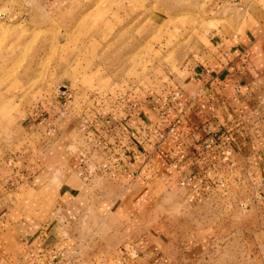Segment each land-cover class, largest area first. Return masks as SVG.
<instances>
[{"label": "crops", "instance_id": "0c3cea01", "mask_svg": "<svg viewBox=\"0 0 264 264\" xmlns=\"http://www.w3.org/2000/svg\"><path fill=\"white\" fill-rule=\"evenodd\" d=\"M234 9L198 34L177 79L125 100L99 93L64 124L37 108L20 115L49 159L16 169L14 190L0 177V264H154L166 242L152 230L166 224L151 218L170 196L185 213L177 225L202 239L236 184L260 191L264 211V0ZM101 227L119 230L113 256H80Z\"/></svg>", "mask_w": 264, "mask_h": 264}, {"label": "rangeland", "instance_id": "374dc122", "mask_svg": "<svg viewBox=\"0 0 264 264\" xmlns=\"http://www.w3.org/2000/svg\"><path fill=\"white\" fill-rule=\"evenodd\" d=\"M248 1L0 0V177L7 189L17 186L16 169L49 159L32 149L35 136L22 131L20 115L37 108L64 124L76 119L70 112L96 107L99 93L125 100L158 79H177L196 61L198 34L215 31L219 21L211 19ZM256 193L236 184L212 226L201 227L205 239L177 225L185 216L178 197L161 199L171 209L151 218L150 224H166L152 230L166 242L154 249L161 250L154 264H264V211ZM120 238L118 229L101 227L80 256H113Z\"/></svg>", "mask_w": 264, "mask_h": 264}, {"label": "built area", "instance_id": "2783aa9c", "mask_svg": "<svg viewBox=\"0 0 264 264\" xmlns=\"http://www.w3.org/2000/svg\"><path fill=\"white\" fill-rule=\"evenodd\" d=\"M214 141H215V138H214V137H211V138H210V142L214 143ZM255 195H256V198H257V199L261 198V193H260V191H257V193H256Z\"/></svg>", "mask_w": 264, "mask_h": 264}]
</instances>
